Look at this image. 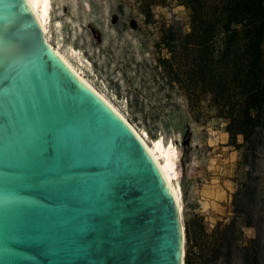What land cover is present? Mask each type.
<instances>
[{"label":"water","instance_id":"obj_1","mask_svg":"<svg viewBox=\"0 0 264 264\" xmlns=\"http://www.w3.org/2000/svg\"><path fill=\"white\" fill-rule=\"evenodd\" d=\"M0 264H182L158 166L26 0H0Z\"/></svg>","mask_w":264,"mask_h":264},{"label":"rangeland","instance_id":"obj_2","mask_svg":"<svg viewBox=\"0 0 264 264\" xmlns=\"http://www.w3.org/2000/svg\"><path fill=\"white\" fill-rule=\"evenodd\" d=\"M189 23L188 10L172 1L153 8L146 22L134 0H50L47 28L51 45L139 133H147L148 144L160 140L165 147L172 142L177 150L185 256L192 247L189 264H239L237 254L229 262L212 259L207 236L234 220V247L255 237L243 220L264 215V130L256 156L243 158L244 147L228 145L226 123L208 97L196 93L201 104L190 110L169 85L158 62L170 57L163 43L174 49ZM245 188L253 191L252 198L237 195L233 205V196Z\"/></svg>","mask_w":264,"mask_h":264},{"label":"trees","instance_id":"obj_3","mask_svg":"<svg viewBox=\"0 0 264 264\" xmlns=\"http://www.w3.org/2000/svg\"><path fill=\"white\" fill-rule=\"evenodd\" d=\"M134 1L146 22L152 18L153 8L169 1L188 10L189 31L178 35L174 49L163 43L170 57L159 59V67L190 110L201 104L196 93L208 97L226 123L228 145L235 150L244 147L243 158L248 153L255 157L264 130V0ZM237 192L233 205L237 195L252 198L254 194L248 188ZM262 225L264 215L255 219L248 215L243 220V226L255 230V237L242 247H234L238 233L234 220L218 226L207 236L211 240L207 254L227 262L237 254L239 264H264ZM191 248L185 256L186 264Z\"/></svg>","mask_w":264,"mask_h":264},{"label":"bare ground","instance_id":"obj_4","mask_svg":"<svg viewBox=\"0 0 264 264\" xmlns=\"http://www.w3.org/2000/svg\"><path fill=\"white\" fill-rule=\"evenodd\" d=\"M26 3L39 23L44 39L49 46V48L58 56V58L70 69L72 73L78 77L90 90L96 93L100 99L110 108L112 111L120 117L124 122L127 123L130 130L134 133L140 143L146 148L152 160L156 163L159 171L166 183L168 190L170 191L177 208V214L179 219L181 240H182V264L184 259V241H185V231L182 221L183 214V200L181 195L180 185L177 183V150L174 148L172 142L166 144L165 147L161 145V141L152 142L148 144L147 133L142 131L139 133L135 127L130 124L125 116L99 91H97L92 84L84 78L83 74L79 72L75 66L67 59V57L59 50V48L51 45L50 38L48 34L47 23L49 20V10H50V0H26Z\"/></svg>","mask_w":264,"mask_h":264}]
</instances>
